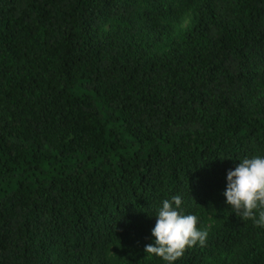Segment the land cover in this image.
<instances>
[{"label": "trees", "instance_id": "1", "mask_svg": "<svg viewBox=\"0 0 264 264\" xmlns=\"http://www.w3.org/2000/svg\"><path fill=\"white\" fill-rule=\"evenodd\" d=\"M264 154V0H0V264H165L157 206L208 232L175 264H264L225 204Z\"/></svg>", "mask_w": 264, "mask_h": 264}, {"label": "clouds", "instance_id": "2", "mask_svg": "<svg viewBox=\"0 0 264 264\" xmlns=\"http://www.w3.org/2000/svg\"><path fill=\"white\" fill-rule=\"evenodd\" d=\"M234 169L226 174V188L222 195L225 204L243 220L251 219L257 227H264V154L238 159ZM182 196L164 199L157 206L155 225L151 229L153 243L144 247L146 255L160 258L165 264H175L186 249L204 246L208 232L198 227V217L185 214Z\"/></svg>", "mask_w": 264, "mask_h": 264}]
</instances>
